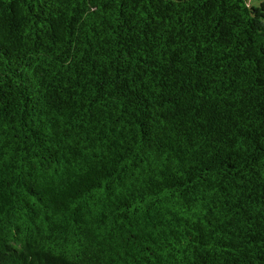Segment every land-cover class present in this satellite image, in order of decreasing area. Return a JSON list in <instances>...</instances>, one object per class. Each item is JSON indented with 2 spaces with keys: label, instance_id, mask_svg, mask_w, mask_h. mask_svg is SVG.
I'll return each mask as SVG.
<instances>
[{
  "label": "trees",
  "instance_id": "1",
  "mask_svg": "<svg viewBox=\"0 0 264 264\" xmlns=\"http://www.w3.org/2000/svg\"><path fill=\"white\" fill-rule=\"evenodd\" d=\"M0 264H264V2L0 0Z\"/></svg>",
  "mask_w": 264,
  "mask_h": 264
},
{
  "label": "rangeland",
  "instance_id": "2",
  "mask_svg": "<svg viewBox=\"0 0 264 264\" xmlns=\"http://www.w3.org/2000/svg\"><path fill=\"white\" fill-rule=\"evenodd\" d=\"M264 0H248V3L252 7H258Z\"/></svg>",
  "mask_w": 264,
  "mask_h": 264
}]
</instances>
